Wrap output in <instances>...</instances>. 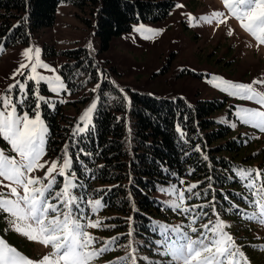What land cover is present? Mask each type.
<instances>
[{
	"label": "snow or ice",
	"instance_id": "6c2138e0",
	"mask_svg": "<svg viewBox=\"0 0 264 264\" xmlns=\"http://www.w3.org/2000/svg\"><path fill=\"white\" fill-rule=\"evenodd\" d=\"M221 4L222 11L213 10L210 14L199 17L191 13L182 15L186 17L189 26L201 23L211 25L215 22L219 28L230 19H235L240 29L256 41L257 47L264 45V0H221ZM175 7L180 9L185 6L177 3ZM133 31L144 40H152L163 29L139 24ZM233 34L234 29L229 27L227 35ZM88 47L91 49L92 44L89 43ZM2 50L3 47L0 46V51ZM20 56V62L8 77L14 82L0 92V138L9 146L7 150L0 148V216H3L6 224L5 232L13 231L50 251L33 259L0 236V264H94L105 253L117 249L123 250L125 254L108 264H138L140 261H148V257L138 254L133 239L132 216L125 218L128 222L126 234L101 238L89 231L115 227L105 224L103 219H93L105 206L103 197L92 198L76 192L82 185L72 167L69 142H65L61 157L45 159L49 127L42 118L41 107L43 104H48L49 107L55 105L41 94L39 86L46 85L56 96L61 92H68V88L57 70L41 59L39 47H27ZM38 69L52 74L44 75ZM208 82L230 97L257 105L258 107H239L235 116L241 124L264 133V76L254 78L251 82H234L213 75ZM30 83L36 85L31 93ZM112 83L115 84L114 81ZM100 87L101 84L97 83L92 91L95 92ZM119 90L124 92L123 88ZM30 94L34 97L31 110L22 107ZM123 99L130 103L126 94ZM65 102L63 99L59 100V103ZM96 108L97 102L94 99L79 116L71 133L73 137H81L92 131ZM176 131L183 138L184 133L179 125ZM195 151L201 152L202 149L196 145ZM78 152L80 155H91L82 148ZM203 158L207 160L208 156L204 155ZM76 159H79V155ZM40 171H43V176L36 174ZM233 171L248 193L244 197L248 207L253 209L250 215H246V219L264 225V171L258 168H239ZM58 177L62 178V182ZM179 185L183 187L173 183L169 187L159 188V191L169 196L165 202L166 207L183 215L187 223L168 225L153 222V232L159 236L154 241L156 254L166 259L152 261L151 264H250L242 250L243 246L227 231L231 225L222 219L217 210L215 195L207 203L189 205V201L202 198V193L195 191L199 183L188 184L181 179ZM129 198L131 199V195ZM209 207L210 213L206 210ZM132 208L134 212L137 210L135 204ZM233 209L238 215L244 211L236 204H232L229 210ZM121 236H126L127 243H120ZM259 247L264 250V244Z\"/></svg>",
	"mask_w": 264,
	"mask_h": 264
},
{
	"label": "trees",
	"instance_id": "16d2710c",
	"mask_svg": "<svg viewBox=\"0 0 264 264\" xmlns=\"http://www.w3.org/2000/svg\"><path fill=\"white\" fill-rule=\"evenodd\" d=\"M60 3L92 9L94 32L104 49L134 23L164 19L174 5L171 0H0V45L27 44L34 33L54 23ZM52 49L47 55H54ZM61 53L68 61L61 65L60 73L71 93L82 88L86 79H98L97 64L84 47ZM40 90L46 91L45 85H40ZM129 93L130 103L110 81L103 80L92 131L81 137L71 135L74 117L66 115L59 104L53 108L42 105V118L49 127L47 154L61 157L65 142H69L72 167L82 185L76 189L78 194L102 196L104 207L117 213L114 219L122 229L128 228L125 218L132 216L135 236L151 233L152 218L162 215V203L153 195L159 186L181 179L199 183L195 191L201 192L202 198L194 203H207L215 195V205L223 216L236 213L229 210L232 204L249 208L244 199L248 193L233 170L256 168L257 160L253 150L245 148L242 136L246 135L234 134L228 124L214 119L224 100L198 99L188 104L179 96L161 98L132 89ZM33 106L30 94L24 107L31 110ZM196 145L201 152L195 151ZM81 148L91 155H80Z\"/></svg>",
	"mask_w": 264,
	"mask_h": 264
},
{
	"label": "rangeland",
	"instance_id": "374dc122",
	"mask_svg": "<svg viewBox=\"0 0 264 264\" xmlns=\"http://www.w3.org/2000/svg\"><path fill=\"white\" fill-rule=\"evenodd\" d=\"M171 1L174 5L164 19L157 22L134 23L129 31L113 37L106 49L102 48L99 38L95 35L92 9L89 7L80 9L68 3H60L56 9L54 23L34 33L27 44L6 48L0 45L3 47L0 51V92L5 91L8 85L14 82L8 77L20 62V53L23 49L39 47L41 59L61 75V65L68 61L67 56L61 52L84 47L97 64L98 79L96 81L86 79L82 88L74 93L68 90L56 96L48 90L46 85V91H41V94L49 98L54 105L59 104L66 115L74 117L73 128L79 116L90 106L91 102L95 99L98 103L99 89L95 92L92 89L97 83L101 84L103 80L111 83L114 81L115 84H112L117 89H124L123 93L119 90L120 94L122 96L126 94L129 99V89H132L161 98L179 96L188 104H194L198 99L224 100L223 107L214 114V119L222 124H228L234 134L240 132L246 135H241L245 140V148L251 153L253 150L254 160H257L255 167L261 169L264 165V133L241 124L235 116L239 107L258 106L252 102L230 97L214 88L208 81L213 75L234 82H251L254 78L264 76V45L257 47L256 41L240 29L235 19H230L226 25H220L219 28L215 22L211 25L201 23L197 26H189L186 17L182 15V13H191L199 17L210 14L213 10L222 11L221 0ZM177 3L185 7L178 9L175 7ZM139 24L154 29H163V31L152 40H144L133 31V28ZM229 27L234 29L233 36L227 35ZM89 43L92 44L91 49L88 47ZM49 49L54 51V55H47ZM38 71L44 75L52 74L43 69H38ZM79 78H83V74ZM33 87L36 85L32 84L30 88ZM110 96L113 97L112 94ZM61 99L66 102L59 103ZM233 124L236 126L232 127ZM8 147L7 143L0 138V148L7 150ZM10 154L14 155V153ZM55 158L48 154L45 157L47 160ZM36 174L43 176V171ZM58 180L62 182V178L58 177ZM191 183L192 181L188 182V184ZM175 184L183 187L179 183ZM170 185H160L159 188ZM159 188L153 195L162 203V215H155L152 218V224L153 222L168 225L187 223L183 215L166 207L165 202L169 196L159 191ZM188 204H198V202L194 203L192 200ZM85 207L87 208V205ZM243 210V213L239 215L233 212L230 216L221 214V217L231 225L227 231L234 236L238 244L243 246L242 250L249 258L250 264H264V250L259 247L264 244V225L246 219V215H250L253 211L252 208ZM207 211L210 213L211 209ZM116 214L103 207L96 216H93V219H103L105 224L115 225V227H102L89 229V231L101 238L126 234L128 228L122 229L118 226L119 223L114 219ZM89 215H91L90 210ZM5 228L3 216H0V236L30 258L38 259L45 252L50 251L39 243L29 241L13 231L5 232ZM158 238V233H154L153 229L151 233L142 236L134 235L138 254L149 258L148 261H140L138 264H151L152 261L166 259L156 254L154 241ZM120 243H127L126 236H121ZM124 254L121 249L114 250L105 253L94 264H108L109 261Z\"/></svg>",
	"mask_w": 264,
	"mask_h": 264
}]
</instances>
